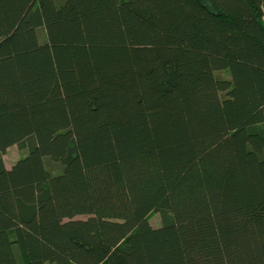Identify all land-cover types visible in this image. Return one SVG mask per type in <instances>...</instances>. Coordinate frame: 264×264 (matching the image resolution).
I'll list each match as a JSON object with an SVG mask.
<instances>
[{"label":"trees","instance_id":"obj_1","mask_svg":"<svg viewBox=\"0 0 264 264\" xmlns=\"http://www.w3.org/2000/svg\"><path fill=\"white\" fill-rule=\"evenodd\" d=\"M210 1L0 0V264H264V0Z\"/></svg>","mask_w":264,"mask_h":264},{"label":"rangeland","instance_id":"obj_2","mask_svg":"<svg viewBox=\"0 0 264 264\" xmlns=\"http://www.w3.org/2000/svg\"><path fill=\"white\" fill-rule=\"evenodd\" d=\"M263 21H264V14L262 17ZM216 75L218 77H222V78H228V74L225 71H217ZM26 153V151L24 149H19L17 148L16 145H12L10 147H8L4 153H2L1 158L4 162V165L9 168L11 167L12 164H14V162L20 158L21 156H23ZM82 217V216H81ZM149 223L151 226L153 227H158L160 225V216L159 214L153 213L149 216Z\"/></svg>","mask_w":264,"mask_h":264},{"label":"water","instance_id":"obj_3","mask_svg":"<svg viewBox=\"0 0 264 264\" xmlns=\"http://www.w3.org/2000/svg\"><path fill=\"white\" fill-rule=\"evenodd\" d=\"M197 3L203 7L209 14L213 16H218L219 11L213 6L210 0H196Z\"/></svg>","mask_w":264,"mask_h":264}]
</instances>
